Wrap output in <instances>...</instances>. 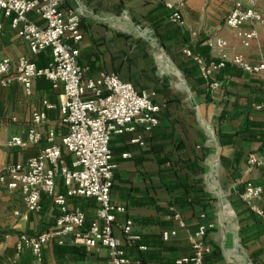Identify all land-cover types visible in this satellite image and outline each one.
Wrapping results in <instances>:
<instances>
[{"label":"crops","instance_id":"obj_1","mask_svg":"<svg viewBox=\"0 0 264 264\" xmlns=\"http://www.w3.org/2000/svg\"><path fill=\"white\" fill-rule=\"evenodd\" d=\"M238 1L248 2L63 0V9L81 14L84 37L79 64L87 69L86 77L100 79L104 73L116 72L139 91H155V100L165 103L160 125L151 134L142 133L143 146L132 143L137 135L132 132L114 135L110 143L116 164L111 198L126 207L117 221L131 218L134 232L141 236L137 245L147 247L141 251L126 244L132 264H176L178 258L191 254L190 238L200 224L214 225L206 233L213 251L204 264H264V219L240 198L246 184L264 188V120L255 110L263 98L262 80L227 65L217 75L222 87L212 94L199 66L184 53L187 48L209 61L226 52L241 54L253 64L264 62V23L259 38L249 46L241 45L225 24ZM255 1L264 19V0ZM168 2L180 9L184 26L169 20L173 10ZM30 19L44 24L33 14ZM243 27L252 25L247 22ZM219 37L228 45L213 51L210 43ZM22 55L40 68L51 61L50 49L32 55L0 11V61L9 57L16 63ZM14 76L9 87H0V135L26 138L31 112L43 99L56 106L47 113V127L63 134L62 89H53L39 77L33 82V95L27 97ZM39 151L40 146L0 148V161H25ZM125 153L131 155L124 157ZM251 156L260 163L251 165ZM57 190L65 192L61 180ZM41 204L40 213L28 212L19 190L0 188V264L34 263L29 251L17 257L15 245L20 233L34 235L55 224L58 211L51 199L44 196ZM69 204L80 208L88 222L96 215L93 198L76 197ZM165 230H176L177 235L165 242ZM42 264H110L109 250L102 245L88 250L71 242H50L43 248Z\"/></svg>","mask_w":264,"mask_h":264},{"label":"built area","instance_id":"obj_2","mask_svg":"<svg viewBox=\"0 0 264 264\" xmlns=\"http://www.w3.org/2000/svg\"><path fill=\"white\" fill-rule=\"evenodd\" d=\"M63 0H0V11L10 19V26L29 47L32 55L38 56L46 49L51 50V61L45 67H38L27 56H20L17 62L9 57L0 61V87L7 88L14 78L23 86L27 97L33 95V82L44 77L53 89H62L60 126L65 128L59 134L57 128L47 127L48 111L56 108L48 99H43L31 112L27 137L0 135V148L27 149L40 146L39 154L25 161L5 163L0 161V188L19 190L28 212L42 211V198L51 199L58 215L55 224L34 235L20 233L16 239V256L29 251L33 264L43 263V248L50 242L63 245L71 242L88 250L102 245L109 250L110 264H132L126 244L138 246L145 251V245H137L141 236L134 232L131 218L117 221L119 214L126 213V207L112 201L114 184L113 154L110 147L114 135L136 133L132 143L143 146V135L151 134L161 123L165 103L155 100V91H139L134 84L123 80L116 72L104 73L100 79L86 77L87 69L79 64V44L83 40L80 31L81 14L62 8ZM173 12L169 20L184 26L182 12L175 4L168 2ZM33 14L44 21L40 25L30 19ZM252 27L245 29V23ZM264 23L255 0L247 4L236 2L225 18L240 44L249 46L259 38V26ZM228 42L216 38L210 43L213 51L225 48ZM184 53L198 66L202 78L212 94L222 87L217 75L227 65L259 76L263 84V98L255 110L264 120V62L253 64L241 54L221 53L217 59L206 60L189 49ZM16 121V118H13ZM43 143H45L43 145ZM125 153L124 157H129ZM67 158H70L68 164ZM251 165L260 161L251 156ZM61 180L65 192L57 190ZM93 198L97 211L91 221L78 207H71L72 198ZM241 200L264 219V188L246 184L240 193ZM19 216L20 212H14ZM181 226H184L181 222ZM213 224H200L191 236L190 255L178 258L176 264H204L205 257L213 251L205 241L206 233ZM177 235L176 230H165V242Z\"/></svg>","mask_w":264,"mask_h":264},{"label":"rangeland","instance_id":"obj_3","mask_svg":"<svg viewBox=\"0 0 264 264\" xmlns=\"http://www.w3.org/2000/svg\"><path fill=\"white\" fill-rule=\"evenodd\" d=\"M165 72H167L168 71V69L167 68H165V70H164ZM179 77H180V74H179V72L178 71H176L175 72ZM171 78L173 79V80H175V82H177V83H179V79L175 76V75H172L171 76ZM67 162H68V164L70 163V158H67Z\"/></svg>","mask_w":264,"mask_h":264}]
</instances>
